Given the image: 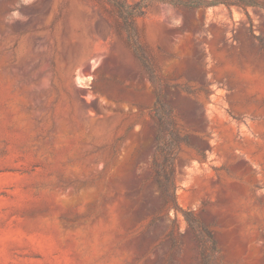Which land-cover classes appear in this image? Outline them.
Returning a JSON list of instances; mask_svg holds the SVG:
<instances>
[{
  "label": "rangeland",
  "instance_id": "374dc122",
  "mask_svg": "<svg viewBox=\"0 0 264 264\" xmlns=\"http://www.w3.org/2000/svg\"><path fill=\"white\" fill-rule=\"evenodd\" d=\"M194 2L0 0V264H264V0Z\"/></svg>",
  "mask_w": 264,
  "mask_h": 264
},
{
  "label": "trees",
  "instance_id": "16d2710c",
  "mask_svg": "<svg viewBox=\"0 0 264 264\" xmlns=\"http://www.w3.org/2000/svg\"><path fill=\"white\" fill-rule=\"evenodd\" d=\"M201 0H196L192 4V6H200ZM140 14H131V17H128L129 20V28L128 31L130 33V40L132 41V47H134L136 53H141L142 49L140 44L135 40L136 35V25L135 20ZM139 45V46H138ZM140 58L142 59L146 68L151 71L150 75H153L150 70L151 64L148 58L144 56L143 52L140 54ZM165 92L161 88H157V100L154 108L155 116L158 124V133L156 136L157 145L154 154L153 166L155 171L159 175L167 174L169 177H172L175 173V162L177 160L178 153L181 149V145L185 139L182 134L180 127L176 124L174 120V114L172 108H168V103L164 101ZM204 251L206 250V244L203 246ZM206 264L211 261L210 255L206 254V258L204 257Z\"/></svg>",
  "mask_w": 264,
  "mask_h": 264
}]
</instances>
